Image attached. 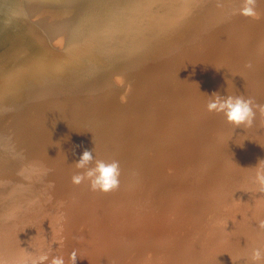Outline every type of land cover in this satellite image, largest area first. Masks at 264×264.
<instances>
[{
	"label": "rangeland",
	"instance_id": "374dc122",
	"mask_svg": "<svg viewBox=\"0 0 264 264\" xmlns=\"http://www.w3.org/2000/svg\"><path fill=\"white\" fill-rule=\"evenodd\" d=\"M241 6L0 5V121L23 113L8 132L35 166L22 168L18 214L7 210L10 184L0 177V264H30L44 251L47 264H73V253L76 264H254L253 250L264 248L255 181L264 112L236 126L207 110L213 93L264 106V0L255 17L239 15ZM115 49L122 58L99 65ZM85 150L120 162L117 190L72 182Z\"/></svg>",
	"mask_w": 264,
	"mask_h": 264
},
{
	"label": "clouds",
	"instance_id": "9594fccd",
	"mask_svg": "<svg viewBox=\"0 0 264 264\" xmlns=\"http://www.w3.org/2000/svg\"><path fill=\"white\" fill-rule=\"evenodd\" d=\"M238 13L244 17H255L257 15L256 0H242V6ZM209 97L207 110L222 113L227 122L236 126H251L256 115L254 109L259 108L264 112V106L254 104L252 99H246L243 96H225L213 93ZM76 166L83 170L72 177V182L76 185L86 181L91 190L104 193L115 191L120 186L121 166L119 161L98 160L94 158L93 151L85 150L76 162ZM255 168V181L258 190L264 192V161H260ZM75 257L76 254L73 253V264H76ZM251 259L254 264L264 261V248L254 249ZM48 260L49 252L44 251L31 260L30 264H47ZM52 264H64V260L62 257H53Z\"/></svg>",
	"mask_w": 264,
	"mask_h": 264
},
{
	"label": "bare ground",
	"instance_id": "6f19581e",
	"mask_svg": "<svg viewBox=\"0 0 264 264\" xmlns=\"http://www.w3.org/2000/svg\"><path fill=\"white\" fill-rule=\"evenodd\" d=\"M8 3L10 6L15 3V0H0V5ZM12 3V4H10ZM1 24V20H0ZM178 42L189 45L193 43L191 40L182 37ZM116 47H121V44L117 42L115 44ZM180 47V46H179ZM179 47L176 48V53L178 55L181 54L179 51ZM125 53V51H124ZM182 53L181 55H183ZM120 56L118 50H114L110 55L108 54L104 61L99 62V65L103 66L105 69L110 67L113 63H115L118 59L122 58ZM2 69H0V74ZM24 106V105H22ZM34 112V108L29 109V117H30V127L32 124L31 114ZM24 122L23 113L19 111H13L4 116V118L0 121V177H3L9 184V203L7 210L13 211L18 214L20 209V194L22 189V168L25 169L32 168L35 169L34 164L31 165L29 162H26L22 158L23 145L20 142V137L16 134L14 137H10L8 129L11 126H21ZM45 126L41 127V130H44ZM30 170V169H29ZM13 225L17 226L18 221H12Z\"/></svg>",
	"mask_w": 264,
	"mask_h": 264
}]
</instances>
